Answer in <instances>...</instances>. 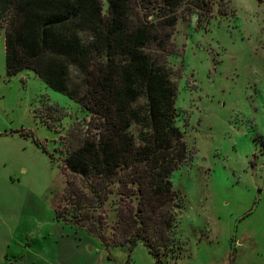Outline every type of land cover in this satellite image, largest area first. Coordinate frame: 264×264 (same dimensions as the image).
<instances>
[{
    "label": "rangeland",
    "instance_id": "374dc122",
    "mask_svg": "<svg viewBox=\"0 0 264 264\" xmlns=\"http://www.w3.org/2000/svg\"><path fill=\"white\" fill-rule=\"evenodd\" d=\"M136 1L158 13L157 0ZM224 1L182 4L151 52L170 69L187 148L169 177V229L158 213L141 223L116 178L64 167L89 113L30 69L8 76L0 26V264H264V0ZM144 227L154 257L129 247Z\"/></svg>",
    "mask_w": 264,
    "mask_h": 264
},
{
    "label": "trees",
    "instance_id": "16d2710c",
    "mask_svg": "<svg viewBox=\"0 0 264 264\" xmlns=\"http://www.w3.org/2000/svg\"><path fill=\"white\" fill-rule=\"evenodd\" d=\"M106 1L104 14L102 0H0L6 74L30 69L85 109V141L64 167L96 184L116 178L120 194L137 200L141 223L158 213L169 229V177L187 160V148L174 124L170 69L161 53L151 52L168 44L182 4L207 13L225 1L157 0L155 14L150 3ZM139 230L129 247L142 242L154 257L146 228Z\"/></svg>",
    "mask_w": 264,
    "mask_h": 264
}]
</instances>
